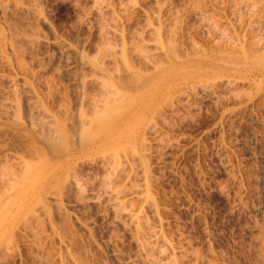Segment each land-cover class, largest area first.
Returning a JSON list of instances; mask_svg holds the SVG:
<instances>
[{"label":"rangeland","instance_id":"1","mask_svg":"<svg viewBox=\"0 0 264 264\" xmlns=\"http://www.w3.org/2000/svg\"><path fill=\"white\" fill-rule=\"evenodd\" d=\"M0 1L5 2V4H0V33L4 32L3 34L7 37L3 38V34L0 36V120L4 121L8 119L7 117L11 118V112L13 113L11 108L7 111L9 106L6 104L10 103L9 101L12 99V97H9L10 94L9 96L7 95V91L9 92L13 86L8 88V85L10 83L15 86V83L10 81V79H16L17 81L15 80V82L17 86L22 88V83L24 82L23 76H26L21 69L17 68L16 59L14 60L15 52L13 46L17 47L20 43L21 45L26 43V45H23L24 47H30L31 45L35 49L30 47L29 53L27 50L26 55L28 54L27 56L30 57L28 58L32 60L36 57L33 62L30 63H32L33 65H31L36 69L37 78L33 82L38 84V89L43 88L42 90L46 91L48 90V86H52L50 84L48 86L46 85V82L49 83L51 80V78L49 80L48 75L54 74V77L57 76L55 78L56 81L58 78V80H60L57 83L59 85V88H57L60 90L56 88V91L54 90L53 92L57 93L58 90L62 93L64 92V95H60L58 92L54 95L55 97L53 96L55 99L51 97L52 99L50 98V100H48V103L50 102L49 105L55 108L58 107V103L61 102L60 99L65 95H67V97H64V101H67V98H69L68 101L71 102L69 103H73L72 105H74L77 98V89L75 87L76 82L73 75L74 71L81 70V67L76 63L77 55L74 50L75 48H69L68 50L64 48L63 50L61 47L64 46L66 42H69L76 47L82 46L84 50L86 49L85 51L93 53L96 47L101 43L100 37L96 35L99 30L98 19L100 20V16H97L93 9L92 11L95 15H93V12L91 15L89 10L91 9L92 0ZM235 1L237 4H240L237 2L239 0ZM248 1L249 0L245 1L249 3V5L246 4L245 7L243 5L245 2L242 3L241 0L239 1L242 3L240 6L236 3L234 4L233 0H206L202 1L204 2L202 5H205H203L201 9L196 10L199 8L201 0H193V2L197 3L196 5L194 3L195 8H193L192 0H167V2L164 0V2L170 4H168L169 7L171 6L174 11L168 9L169 11L171 10L170 13H174L172 14L173 16L170 15V13L165 14L168 8V5L165 4L167 6L164 9V17L166 16L167 19L169 18L168 20L165 18L166 23H168L170 19L172 20H170L171 23L173 19H175L174 17L177 16L176 18L179 19L177 20L178 23L180 22V25L181 23L183 24L181 25L182 30L179 34L180 37L178 36V46L183 55L188 52L190 54L193 50L194 52L198 51L200 46L207 49L215 44L213 43L214 39H212L213 34L215 35V32L213 34L212 32L215 30H212L214 28L207 25V22L210 23V21L206 22L204 20L205 17H203V19L197 18L200 15L196 13L203 10L205 11L203 12L205 15L208 12L206 15L208 18L206 17V20L214 17L215 19L212 20L218 18V24L223 25H220V27H224L226 32H228L227 34L231 33L229 34V36L231 35L230 46L236 39L235 43H244L243 45L250 51H259L258 53H263L264 9L262 8L264 7L261 5L259 7V0H257L258 4H254L253 1ZM115 2H117L116 5L119 4L118 0H112L113 4H115ZM141 2L144 6H149L154 4L155 0H145ZM250 2L256 5L255 7L253 5L255 9L253 12L251 11L253 7L250 6L252 5ZM33 3L39 6L40 10L43 11L41 12L42 15L30 10V6H32ZM27 5H29V7ZM105 5L106 4H104L103 7H105ZM197 5L199 6L197 7ZM235 5L239 7L237 8ZM1 7L5 8L2 9ZM83 7H86L87 13H90L91 19L89 22L91 23H88V25L85 21L87 18L86 12L84 13L82 11ZM259 8L262 9V16L256 14L260 12ZM236 9L237 14L235 13ZM238 9L241 11L239 12ZM140 10L141 9H135L129 12L133 18H130L131 16L128 13L130 16L128 20H130L131 23L129 21L126 22V24L128 23L127 26L129 23L131 26L136 24V22L143 23V13ZM248 10H250L251 13ZM176 12L179 13L176 14ZM254 12L261 18H257L256 15H251ZM239 13L240 15H238ZM93 16H97V18ZM170 16L172 17L170 18ZM250 20H254V22H250ZM256 20H259V24ZM97 21L98 26L96 25ZM257 25L260 26L257 27ZM128 27H126L127 31ZM30 28H34L33 31ZM210 28L212 31L209 32ZM27 30H31L28 32L29 34L35 33V31L38 30L36 33H39L38 36L41 37L42 40L39 38L38 41L36 40L35 45L30 43V45H28V40L20 38V36L25 37L22 34L24 31L27 32ZM26 32L24 35L27 34ZM16 34H18L17 36H19L18 38L21 40L17 38ZM14 36V39L17 38L18 40H12ZM111 37L112 36H110V38ZM6 40H9L11 43L17 41L16 43L18 45L15 44V46L12 44L7 47L8 43H6V45L4 43L7 42ZM221 41L219 43L222 48V46L224 47L226 44L223 42L224 39L222 41L223 43ZM253 41L256 44H254ZM195 42H198L197 45H199L196 50L195 48L197 47L195 46L197 45ZM192 44L193 46L195 44V48H193V46L191 47ZM227 45L229 46L228 42ZM258 45L260 47H256ZM228 46L224 47V49L226 50ZM232 47L233 46L229 48ZM236 48L239 53L238 46ZM70 49L73 51L71 52ZM227 50L231 52V49ZM235 51L236 49H234V51L232 50L231 54ZM63 60H65V63ZM29 61L30 60H28V62ZM86 69L89 68L86 67ZM257 71L258 70L255 72L251 71L250 74H246L245 72L231 73L229 76L221 74L212 78H206L205 75L200 73L193 79L183 80L178 87L167 88L165 93L167 94V99L161 104L159 114L155 116L154 125H152L151 129L146 134L147 141L145 148L141 151L137 149L134 143H130L132 146L128 143L120 149L124 150L126 148L125 151H119L118 154L121 159H124L122 162L123 167H121V170L119 169L121 171L119 174L121 175L117 176L118 178L114 176L117 179L114 185V180L111 179L113 180L111 184L114 187L123 186V191L119 187L121 190L119 198H123L121 199L126 202L128 209L137 211L141 209L144 211L142 214L144 218L149 217L148 219L145 218V220L147 219L148 222L150 221L149 223H152L151 225L154 224L155 227L159 223L162 225L161 227L159 224L157 227L163 231L162 233L166 236L165 238L169 242L171 241L170 243H173V248H175L176 251H173L176 255L174 256H178V258H175L172 250H166L170 247L168 246L165 248V253L162 252L165 255L162 253L159 254V250L158 252L155 251L156 254L158 253L162 257V260H166L172 255L171 257L173 259L175 258L178 260V264L179 262L180 264H264V75L259 74ZM30 79L33 80L32 77H30ZM25 92L27 91L22 93ZM27 95L26 93L20 96V99L22 98L21 106L24 119H26V117L28 119L30 116L29 104L26 106L28 103ZM64 101L62 99V103L68 104V102ZM72 105L69 106L72 107ZM4 108L7 109L5 110ZM22 134L23 133H20V131L18 132L8 126L0 127V157L4 158L5 154H7L9 158L11 157V160L14 155L25 154V152L27 153L29 151L28 141L24 137V134ZM130 148H134L135 152L134 150H130ZM136 152L142 156L143 165L141 161L139 162L141 157H139ZM102 155L106 158H103ZM112 155V153H106L105 155H99L101 157L98 155L95 157H84V160L81 159L82 161H78L77 169L75 168L74 171H76L78 179L82 181L79 180L80 190L84 187L82 189L83 191L79 192V187L75 185V182H70V185H67V187L65 186L63 190L62 195L65 194V196H63L64 198H62L63 200L61 204H59L61 207L56 203L53 205V217L62 223L63 218L68 216L70 220L68 221L66 217V221L69 222L70 227L75 231L76 238L79 237V239H77L78 241H69L70 238H68V236H72L73 230L68 226L69 230L68 228L67 230L71 231V233L63 231L67 234L65 235L64 233L65 237L63 236V238H68V240L61 238L62 233L60 231L62 228L59 229L56 235L52 231V226L50 227V220L45 216L43 219L46 218L48 220L44 221L47 230L42 235L41 244L43 245L39 247L36 246V244L34 245L32 241L33 238H30L29 231L27 232L26 229L22 228L18 231L16 239L13 242L14 244L16 242V245L13 244L10 247L11 243L8 248V250H10L9 253L7 250V252L0 256V264H68V262L73 264L72 258L69 257L71 255L68 253L71 249L75 253L83 252L82 256L88 260V264H146V262H144L145 260L141 258L142 255L140 256L139 254L140 251H138L139 246H137V236L134 227L131 226L130 228V226L123 225L126 219L127 223L129 222V217L125 215L126 212H123L122 215L118 214L115 216L111 206H108L114 198L111 197L109 199L107 194L104 195V193H106L104 192L106 184H110L108 183L110 179L108 173L113 163ZM126 155L129 156L127 157ZM136 163L140 164L137 165ZM130 165L136 167L134 168L133 166V168H130ZM128 175L130 179H128ZM79 176L81 178H79ZM144 182L146 183V187H143ZM148 185L149 187H147ZM107 188L108 186L106 189ZM145 188L147 192H150L149 194H152L149 200L153 201V203L150 202V205L148 201L145 202V197L144 200L140 199L143 198L141 196ZM138 190L141 191L142 194H140ZM55 205H57V210ZM38 208L40 214L44 216L43 208L41 209L39 205ZM61 214H63V218L60 217ZM119 215H121V217H119ZM119 220L121 222H119ZM151 225L149 226L150 229L146 226L149 232L146 231V229L144 230V232L146 231L147 233V235L145 233L144 236L148 237L149 240L153 238V236L149 234L151 233L150 231L152 229H157V227L151 229ZM68 233H70L71 236L70 234L68 235ZM71 238L73 239V236ZM160 240H163V238ZM160 240L156 242L153 238L150 241H153L152 244H154V241L157 244H162ZM66 242L68 244H66ZM69 243H75V245H70ZM157 244L154 245L156 249H159L157 247L159 245ZM78 246L86 249L82 248V251ZM161 246L163 248L164 244ZM64 251L68 253L67 258V254H62L65 253ZM72 251L71 254H73ZM84 253L86 255H84ZM58 256L61 260L65 258L62 261L66 262L68 257L69 260H67L68 262L66 263H62L59 259V263ZM161 257L158 258L157 256L159 260ZM87 260H85L86 264ZM162 260L159 262L163 263L164 260ZM164 264L169 263L167 261L166 263L164 262Z\"/></svg>","mask_w":264,"mask_h":264},{"label":"bare ground","instance_id":"2","mask_svg":"<svg viewBox=\"0 0 264 264\" xmlns=\"http://www.w3.org/2000/svg\"><path fill=\"white\" fill-rule=\"evenodd\" d=\"M141 1H145V0H118L119 4L116 5L117 2H115V4H113L112 0L111 1L110 0L109 1L108 0H92V4L90 6L91 9H89V10H90L91 15H92V12H93L92 9H93L94 12L97 14V16H100V20L98 19L99 26H98V21L96 23V25L98 26V29H99L98 34H96V35H98L100 37L101 43L98 46L96 45L97 47L93 53H89V52L85 51L86 49L84 50V48H82V46L76 47L69 42H66V44L65 45L63 44L64 46L61 47V48H63V50H64V48H66L67 50L69 48H75L74 50H75L76 55H77L76 63L81 67V70H79V71L75 69L76 71H74V75H73L75 82H76L75 87L77 89L76 90L77 91L76 92L77 98H76L75 104L74 105H72L73 103L70 104L71 102L68 101L69 98H67V101H64V97L65 96L67 97V95H65L63 97L61 96L63 101L68 102V104L72 105V107L69 106L67 103H62V99H60L61 102L58 103V107H56V108L49 105L50 102L48 103V100H50L51 97H53L58 92L60 95H62L64 93V92L62 93V92L58 91L60 89H58L59 85L57 83L60 80H58L59 79L58 78L56 81L55 78L57 76L54 77V74L48 75L49 80L51 78V80H50L51 83L50 82L48 83L45 81L47 83L46 84L47 86L49 84L52 85V86H48V90L45 89L46 91L42 90L43 88H41V87H39L41 89H38V86H37L38 84H35L33 82L37 78L36 77L37 73H36V69H34L32 66L33 64L30 62H33V60L36 57H34L33 60L29 59L30 57L27 56L28 54L26 55V53L27 52L29 53L30 47L33 48V46H31L30 44L35 45L36 40L38 41L39 38L41 39V37L38 36L39 33L38 34L36 33V31H38V30H36V31L34 30L35 33L33 32V33L29 34L28 32L31 30L33 31V29H34V28H32V29L30 28L31 30H29V31L27 30V32L24 31V33L22 34L25 37L20 36V38H24L25 40H28L27 44L30 45V47L25 46L26 47L25 48L23 45H26V43L22 44V45L20 43V45H21L20 46L16 43L17 41L15 43L14 42L11 43V42H9V40L8 41L6 40L7 42H4L5 45H6V43H8L7 47H9V45H12V44L18 45L17 47L13 46L14 52H15L14 60L16 59L17 66H18L17 68L21 69L23 71V73L26 74V76H23L24 82L22 83L23 84L22 88L17 86V84L15 82L16 79H14V78L10 79V81L15 83V86L11 85L10 83L8 85L9 86L8 88H10V86L11 87L13 86L14 88L12 87L10 90L8 89L9 92L7 91V93H8L7 95L9 96V94H10L9 97L10 98L12 97V99H10L11 100V101H9L10 103H6L7 106H9V108L8 109L6 108V109H7V111H9V109L11 108L13 113L10 111L11 115H12L11 118L7 117L8 119H5L4 121L0 120V127L1 126L2 127L8 126L10 128L17 130L18 132L20 131V133H23L24 137L28 141L29 151L27 153L25 152V154L14 155L11 160H10L11 157L9 158L7 156V154H5L4 158L0 157L1 158L0 159V256L2 254H4L5 252H7L9 245L11 243L12 244L10 245V247L14 244L13 242L16 239L18 231L22 228L26 229L27 232L29 231L30 238L31 237L33 238L32 241L34 242L33 243L34 245L36 244V246H38V247L42 246L43 245V244H41L42 238H43L42 235L47 230L46 225H45L46 223L44 221L48 220V219L51 222L50 227L52 226L51 227L52 231L56 235L58 234L59 229L62 228V230L60 231L62 233L61 238L65 239V238H63V236L65 237V235H67L65 232L68 231L69 228L71 230H73V228H71L69 225V222L66 221V217L68 218V216L63 218V214H61L60 217L63 218V220L60 218L62 220V223L59 222L58 219H55V217H53V213H54L53 212L54 211L53 205L55 203L58 204V206H59V204H61V201L63 200L62 198H64L63 196H65V194L62 195L63 190L65 189V186L67 187V185H70L69 184L70 182H73V183L75 182V185L79 187V188L77 187L79 189L78 190L79 192L83 191L82 189L84 187L80 190V182H79L80 179H78V175L76 174V171H74L78 165L77 164L78 161L80 162L81 159L84 160L83 159L84 157L85 158L90 157V156L95 157L96 155H98V156L101 154L105 155L106 153L107 154L108 153L113 154L112 155L113 156V159H112L113 163L111 166L109 165L110 171L108 173V176L110 177V179L108 180V183H110V184H106V182H107V180H106L105 184H106V187L108 186V188L106 189V187H105L104 192H106V193H104V195L107 194V197L109 199L111 197L114 198L113 201L111 202V204L110 205L107 204V205L111 206V208L114 211L115 216L118 214L122 215L123 212L124 213L126 212L125 215H127L129 217V222L127 223V219H126V222H123L124 223L123 225L130 226V228H131V226L134 227L135 234L137 236L136 237V240L138 243L137 246H139L138 251H140V253H139L140 256L142 255L141 258H143V260H145L144 262H146V264L147 263L148 264H159L160 263L159 261L162 260V257L159 255L160 253H162V252L165 253L166 250L170 249V250H172L173 256L175 255L174 253L176 251H175V248H173V243H170L171 241L169 242L165 238L166 236H164V233H162L163 231H161V229H159V227H157L160 223L158 225H156L157 229H152L153 227L154 228H156V227L154 224L151 225L152 223L150 224L149 223L150 221L148 222L147 219L149 217L148 218L145 217V218H147L145 220L144 216L142 215L144 211H142L141 209H138V211L133 210V209L132 210L128 209L126 202L124 200H122L123 198L122 197H121L122 199L119 198L120 194H121V190L123 191V189H122L123 186L122 187L119 186L121 188V190L118 186L117 187L113 186L115 184L114 183L115 180L118 178L117 176L121 175V174H119V172H121L120 171L121 167H123L122 162L124 159H121L120 155H118L119 151L121 152L123 149L122 150H120V149L128 143L129 144L134 143V145L137 147V149H139L141 151L143 150V148H145L146 141H147L146 134L151 129L152 125H154L155 116L157 114H159V111L161 109V104L167 99V94H165L167 88L175 87V86L178 87V85H181L183 80L193 79V78L197 77L200 73L205 75L206 78L207 77H210V78L216 77V76H219L221 74L229 76L231 73H239V72H242V73L245 72L246 74H248V73L250 74L251 71L255 72L256 70H258L257 72H259V74L264 75V51H263V53H258L259 51L258 52H255V51L253 52L252 50L250 51L249 49H247L245 47V45H243L244 43H239V42L235 43L236 39L235 40L232 39V40H234V42L233 41L232 42L234 43L235 46L232 43L231 46H233V47L229 48V47H231L230 46L231 35L229 36V34H231V33L227 34L228 32H226L225 28L220 27L221 24L220 25L218 24V21H217L218 18L217 17H216L217 18L216 20H212V19H215V17L212 19L209 18L212 20V22L209 19L206 20L208 18L206 16L208 14V12L205 15L203 13V12H205L203 10L204 9L203 8L202 9L203 11H201V12L198 11L196 13V14L201 16V17L199 16L197 18L203 19V17H205V18L207 17L206 19L204 18V20L206 22L210 21V23L207 22V25H210L209 27L214 28L212 30H215L212 32V34L215 32V35L213 34V38H212L215 40V42L213 40V43H215L214 44L215 46L211 45L212 47H209L207 49L204 48L203 46H200L198 51L194 52V50L193 51L191 50L193 53V56H192V53L189 54L188 51H186L188 53L184 52L185 54L183 55L182 52H180V49L178 46V41H179L178 36L182 30L181 25H183V24L181 23V25H180L179 24L180 22L178 23L177 20H179V19L176 18L177 17L176 15H175L176 17H174L176 19V21H175V19L172 18L173 22L170 23V20H171L170 19L168 21V23H166L165 18H166V20L169 19V18L167 19L166 16L164 17V9L169 4V3L168 4L166 3L167 0H166V2H164V0L163 1L162 0H155L154 4H151L149 6L148 5L144 6ZM195 1H198V0H195ZM202 1H206V0H201V4H200L201 7L199 5H197V7L199 6V8H197L196 10L201 9L202 6L205 5V4L202 5V3H204ZM234 1L235 0H233V2ZM239 1H237V2L240 4H237L236 1L234 2V4L236 3L237 5L240 6L243 2H245L247 0H245V1L241 0L242 3ZM249 1H253L254 4H258L257 0H256V2H255V0H249ZM261 1L259 0V3H260L259 7H260V5L264 7V5H262V4H264V2H263L264 0L262 1L263 3ZM192 2H193V0H192ZM199 2H198V4H199ZM211 2H208V3H211ZM2 3L5 4V2L0 1V4H2ZM34 3L32 6H30V8H31L30 10H32L34 13L41 14V12H43V11H41L39 6H37ZM194 3H195V5L197 4L196 2H193V4L191 3L193 5V8H195ZM104 4H106L105 7H103ZM165 4H167V5H165ZM246 4L249 5V3H247V2L243 3L244 6ZM250 4H252V3L250 2ZM254 4H252L250 6L253 7ZM169 5L167 6L168 8L166 9L165 14L170 13V11L172 10V7L171 6L169 7ZM27 6L29 7V5H27ZM27 6H26V8H27ZM239 6H236V7L238 8ZM255 6L256 5H254V7ZM245 7H243V8L246 9ZM254 7H253V9L250 8L252 12H253V10L255 11ZM3 8H5V7H3ZM135 9L136 10L141 9L140 11H142V13H143L142 14V16H143L142 22L143 23H139V22L137 23L136 22V24L131 26L130 25L131 21L128 20V18L131 16V14L129 12L130 11L132 12ZM168 9H171V10L169 11ZM262 9H264V8H262ZM262 9L259 8L260 12L257 10L260 14L254 12L251 15L257 14V15L262 16V14H261ZM106 10H108V11H106ZM217 10H218V8H217ZM82 11L84 13L86 12L85 14H86L87 18L85 21H86V24L88 25V23H91V22H89L91 19L90 13L88 12L89 13V15H88L86 7H83ZM167 11H169V12H167ZM236 11H237V9L235 10V13H236ZM240 11L241 10H239V12ZM248 11H250V10H248ZM251 11H250V13H251ZM94 12H93V15H95ZM173 12H171L170 15L174 14ZM128 13L130 16L128 15ZM177 13H179V12H176V14ZM241 14H242V12H241ZM203 15H205V16H203ZM238 15H240V13ZM97 16H95V17L97 18ZM172 16H170V18ZM260 16H257V18H259ZM211 17H212V15H211ZM130 18H133V16H131ZM253 18H255V17H253ZM126 19H127V21H126ZM132 20H134V19H132ZM254 20H252V21L254 22ZM128 21L130 22L128 25L130 27L127 26L128 23L126 24V22H128ZM213 21H215V22H213ZM252 21L250 20V22H252ZM258 22H259V20L257 21V23ZM83 24H84V22H83ZM97 26H96V28H97ZM221 26H223V25H221ZM258 26H260V25H257V27ZM126 27H128V31L126 30ZM207 28H208V26H207ZM211 28L209 29V32L212 31ZM204 29H205V26H204ZM226 29H228V28H226ZM4 31H5V29H4ZM261 31H262V29H261ZM25 32L27 33L26 35H24ZM3 33L4 32L0 33V36ZM18 34H19V32H18ZM18 34H16V36ZM209 34H211V33H209ZM255 34H257V33H255ZM20 35H21V32H20ZM110 36H112V37L110 38ZM4 37H5V35L3 36V38ZM18 37L19 36H17V38ZM5 38H7V37H5ZM14 38H15V36L12 38V40L20 39V38H18V39L17 38L14 39ZM24 39H23V41H24ZM223 39H224V41H223ZM221 40L223 42H225L226 46H228L227 42L229 43V46L227 47V49H231V52L226 49L228 51L227 52L224 49V47H226V46H224V47L222 46V48H221L220 43H219ZM2 43H3V41H2ZM9 43H11V44H9ZM197 43H196V45H197ZM60 44H62V43H60ZM95 44H97V43H95ZM254 44H256V43L254 42ZM192 46H193V44L191 45V47ZM194 46H195V44H194ZM194 46H193V48L197 47V48H195V50H196V49H198L199 45H197L195 47ZM237 46L239 49V53H238L237 48H236ZM256 47H260V46L258 45ZM234 49H236L235 52H237V53L233 52V54H231L232 50L234 51ZM261 50H260V52H261ZM36 51H38V50H36ZM72 51L73 50H71V52ZM2 52H4V51H2ZM9 53H10V51H9ZM2 54H4V53H2ZM34 54H32V55H34ZM35 56H38V55H35ZM61 57H62V55H61ZM7 58H8V56H7ZM11 58H12V56H11ZM27 58H28V60H30L29 62H28ZM64 58H67V57H64ZM9 60H11V59H9ZM63 61L65 63V60H63ZM40 65H41V63H40ZM75 66H73V67H75ZM86 67H88L89 69H86ZM227 72H230V73H227ZM38 74H39V71H38ZM30 77H32L33 80L30 79ZM41 77H39V78H41ZM17 79H18V77H17ZM38 80H40V79H38ZM56 88L58 89L57 93L53 92L54 90L56 91ZM24 91H27V92L22 93ZM11 93L13 96L11 95ZM26 93L28 94L27 95L28 96L27 97L28 103L26 106H28V104H29V109H30V111H29L30 116L28 119H27V117H26V119H24L22 116V112H23L22 106H21V99L22 98L20 99V96L22 94H26ZM4 100H6V99H4ZM3 103H5V102H3ZM1 105L5 106L3 104H1ZM4 113H6V112H4ZM7 114H8V112H7ZM21 137H23V136H21ZM135 146H134V148H135ZM128 147H130V146H128ZM134 148L133 149L130 148V150H134V152H135ZM125 150H126V148L123 151H125ZM123 153H125V152H123ZM142 153H144V152H142ZM136 154H137V152H136ZM137 155H139V154H137ZM99 157H101V156H99ZM102 157H103V155H102ZM109 157H111V156H109ZM132 157H133V155H132ZM139 157H141V160L138 159L139 162L141 161V164L144 163L142 156L139 155ZM9 160H10V163H9ZM139 164H137V165H139ZM133 166L134 165H132L130 168H133ZM135 167L136 166H134V168ZM131 170H130V172H131ZM132 172H133V170H132ZM129 175H130V173H129ZM114 176L117 178H115ZM130 176L128 177V179H130ZM112 177H114V178H112ZM79 178H81V177L79 176ZM111 179H113L114 181ZM112 181H113V185L111 184ZM148 181H149V178H148ZM145 182H146V178H145ZM145 182L143 183L144 184L143 187H146ZM124 186L127 187L126 185H124ZM147 187H149V185ZM139 188H141V187H139ZM137 189H138V187H137ZM133 190H134V188H133ZM141 191H142V189H141ZM141 191H139V192H140V194H142V192H143V194L141 196L143 198H140V199L144 200V197H145V200H146L145 202L148 201L149 205L151 203H153V201L149 200V199H151L150 197H152L151 196L152 194H149L150 192H147L146 188L144 191H142V192ZM139 192H138V194H139ZM79 194H81V193H79ZM152 200H153V198H152ZM99 201H101V200H99ZM38 205L41 206V209L43 208L42 210H44V216L42 214H40V211H39L40 207L38 208ZM56 206L57 205H55V208H56ZM59 207H61V206H59ZM56 210H57V208H56ZM143 210H144V208H143ZM121 215H119V217H121ZM45 216L48 219H46V218L43 219ZM159 218H161V217H159ZM69 220L70 219L68 218V221ZM145 221H147V222H145ZM119 222H121V221L119 220ZM149 224L151 225V229H152L150 231L151 233H149V234H151L150 236H153V238L156 242H158L162 238L164 240V243H163V240H160V241H162V244H159V243L157 244L154 241L155 245L156 244L159 245V246H157L159 249H156V246L154 244H152L153 241H150L153 238H150V240H149L148 237L144 236L146 231H148L150 229ZM146 226H148V228H149L148 230H147ZM159 226L162 227L161 224ZM67 228H68V230H67ZM145 229H146V231L144 232ZM63 231H65V232H63ZM73 231H72L73 239L71 238L72 237L70 234L71 231H68V232H70V233H68V235L70 234V236H71V237L68 236V238H70L69 239L70 242H72V240H74V242H75V240L78 241L77 239H79V237L76 238L77 236H76L75 231H74V234H75V239H74ZM64 233H65V235H64ZM146 235H147V233H146ZM68 238L65 240H68ZM132 238H133V236H132ZM78 243H76V244H78ZM66 244H68V243L66 242ZM72 244L75 245V243H72ZM72 244H70V245H72ZM163 244H164V246L162 248L161 245H163ZM14 245H16V242ZM168 246H170V247H168ZM166 247H168V248L165 250ZM82 248L79 247V249H81L82 251H83V249H86V248H83V249ZM158 250L160 252H159V254L157 253L158 254L157 255L155 253V251L158 252ZM9 251L10 250H8V253H9ZM71 251H72V249H71ZM71 251L70 252L67 251V252L69 253V255H71L69 257L72 258L71 260H73V262H74L73 264H86L85 260H87V259L85 257L83 258V256H82L83 252L75 253L72 251L73 254H71ZM173 251H175V252H173ZM68 253L65 252L62 254L63 255L67 254L66 255V258H67ZM62 254H61V256H62ZM84 255H86V254L84 253ZM163 255H165V254H163ZM157 256H158V258L161 257V259L159 260L157 258ZM171 256L170 257L168 256L169 257V258H167L168 260L166 259L168 261V263L169 264L170 263L171 264H178V260L175 259V258H178V256L175 257L176 256L175 255L174 259ZM69 257L67 260H69ZM59 259L60 258L58 256V261H59ZM63 259H65V258H63ZM170 259H171V261H170ZM62 260L60 259V261H62ZM67 260H66V262H68ZM166 260H164L165 263L167 262ZM60 261H59V263H60ZM63 262H65V261H62V263ZM164 262L160 263V264H164ZM68 264H70V262H68ZM87 264H88V260H87ZM126 264H128V263H126ZM179 264H180V262H179Z\"/></svg>","mask_w":264,"mask_h":264}]
</instances>
